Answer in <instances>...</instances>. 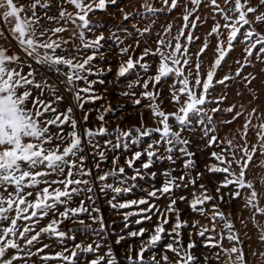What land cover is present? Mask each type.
<instances>
[{
  "label": "snow or ice",
  "instance_id": "6c2138e0",
  "mask_svg": "<svg viewBox=\"0 0 264 264\" xmlns=\"http://www.w3.org/2000/svg\"><path fill=\"white\" fill-rule=\"evenodd\" d=\"M157 2L162 7H155ZM202 3L203 0H185L184 23L177 35L169 40L158 39L155 50L144 47L134 58L135 48L132 44L125 45L126 36L118 34H127L126 27L121 25L105 37L103 32L96 34L90 18L98 10L103 12L109 5H117L118 0H0V24L11 25L7 36L0 28V37L9 44L14 41L17 49L9 54V47L0 46V264L18 261L28 264L37 256L44 264L49 261L122 264L112 246L106 247L100 242L108 236L115 237L116 245L129 237L139 239L138 247L130 244L126 249L124 264H201V257L194 251L199 247L194 237H201L202 246L210 253L212 249H219L203 256V264L213 259L219 261L221 253L228 258L226 264H247L246 254L239 246L242 241L233 231L234 224L216 201L227 204L242 198L244 207L253 209L254 215H264L259 193L253 182L246 179L254 156L257 152L264 155V122L258 126L257 143L251 145V149L245 138L256 109L245 118L241 135L244 144L234 146L232 140H220L214 135L217 129L211 125L227 93L213 97L212 92L217 85L227 88L228 82L236 77L246 82V87L255 79L251 74L241 76V73L249 66V58L254 53L257 60L264 62V34L253 27L264 24V12L260 11L264 0H259L256 6H252L251 0H224L227 11L217 0H209L213 19L219 14L224 23L216 21L207 33L215 35L217 43L214 60L206 74H202L201 57L209 42L205 40L196 53L190 52V46L200 39L194 31L197 22H204L196 15ZM233 4L234 7H230ZM67 5H72L74 11H69ZM178 7L179 0L151 3L144 0L143 12L125 13L123 8L120 11L124 21L138 17L151 19L154 24L157 14L165 8L171 13ZM54 8L57 14L49 15ZM249 14H253L254 19H250ZM68 24L73 26L72 30ZM132 27L141 36L151 31L150 26L140 29L133 24ZM171 27L170 24L166 27V35L170 34ZM222 29L227 32L226 40L221 38L225 35ZM69 31V38H64L62 34ZM109 40L115 44L120 58L114 73V80L125 84L120 94L130 98L133 106L147 109L151 125L141 112L138 124L129 127L116 124L110 130L111 121L106 116L116 111L111 104L85 109L86 104H96L106 98L97 85L113 82L106 79L113 72L112 66L102 63L108 60L111 50V45L106 50L102 42ZM237 42L244 44L243 63L236 61L240 67L235 76L218 77V70ZM139 46L140 41H135V47ZM193 55L195 62L191 59ZM149 57L158 59L153 62L147 59ZM165 84L173 111L164 107ZM136 88L141 91H134ZM104 91L107 92V88ZM65 100L68 104L61 110L60 105ZM144 101L146 103H142ZM211 104L216 106L209 108ZM77 110L82 113L80 117L76 115ZM234 110L235 105L223 109L228 113ZM92 111L97 113V123L89 126ZM241 115L243 112L238 111L232 120L224 123L230 124ZM196 138L205 141L204 148L227 145L210 153L209 159L214 162L206 163L204 172H194L198 157L192 149ZM229 149H232L230 158L225 155ZM237 151L241 153L240 159L236 158ZM121 156L124 157L122 163ZM165 162L167 167L153 170ZM234 163L239 168L238 173L233 170ZM104 165H108L107 169ZM205 172L224 174L217 182L215 195L205 184L197 185ZM158 176L162 181L157 187ZM189 186L193 188L191 199L175 195L177 190ZM222 189L229 191L222 192ZM134 190L145 195L120 199ZM241 190H247V195L242 196ZM109 192L112 196L107 200L108 205L123 218L119 234L113 228L116 222L106 223L96 204L99 195L106 196ZM161 199L168 201L163 207L155 203ZM178 201H186L191 212L209 219L212 227L200 225L198 220L189 225L181 217ZM50 215L48 223L38 227ZM153 217L156 221L151 229L140 227L124 234L131 224L141 225L152 221ZM217 220L224 222L226 234L216 232ZM66 221L82 226L79 231L90 233L92 242L76 243V232L61 228ZM189 227L194 231L188 232L185 242L183 230ZM211 233H216L220 239ZM44 238L54 239L61 250L54 255H41L51 247L43 243ZM224 239L232 246L224 248ZM260 239L264 241V230ZM165 240L168 242L164 243ZM67 241H73L71 247ZM259 255L264 257V253Z\"/></svg>",
  "mask_w": 264,
  "mask_h": 264
},
{
  "label": "rangeland",
  "instance_id": "374dc122",
  "mask_svg": "<svg viewBox=\"0 0 264 264\" xmlns=\"http://www.w3.org/2000/svg\"><path fill=\"white\" fill-rule=\"evenodd\" d=\"M23 2V0H22ZM55 2V0H53ZM149 2H153V0H149ZM180 7L173 10L171 13L165 10L162 13H158L157 17L155 18V23H152L151 19H140V18H130L129 21L123 20V14L120 11L121 8H123V11L125 13H135L137 10L140 12H143V8H141V5L144 3V0H118L117 5H109L107 7L106 11H97L95 15H90V18L92 19L93 25L96 27V34L98 35L100 32H103L105 37H108L112 31H115L118 29L119 26L123 25L126 27L129 31L127 34L125 33H118L122 37H125L124 44H132L135 48V52L132 53L133 57L135 58L138 56L144 47H149L153 50L157 47L156 41L160 38H163L165 40H169L171 37H174L177 35V33L181 30V27L184 23L182 19V13L184 11L183 5L185 3V0H179ZM217 2L220 4L221 7L225 8V11H227V7H225L224 0H217ZM243 2V0H242ZM252 6H256L259 4V0H251ZM209 0H203L202 5L200 6V10L196 13V15H199L201 17V20L204 21L203 23L197 22L198 27L194 31V35L200 37L199 40H196L191 46H190V52L196 53L199 48L201 47L202 43L207 40L209 42V47L201 57L202 60V74H206L209 66L214 60L215 57V47H216V37L208 36L207 33L210 31L211 27L216 21H219L221 24L224 23V21L221 19L219 14H215V20L213 19V11L212 8L208 6ZM155 7L160 8L162 7L161 3L157 2L155 3ZM191 7V5H189ZM230 7H234L233 5H230ZM67 8L69 11H74V8L72 5H67ZM260 11L264 12V7L260 8ZM57 11L54 8L49 15H56ZM229 15L231 13L229 12ZM250 19H254L253 14H249ZM135 24L140 29H143L145 26H150L151 31L149 33H145L143 36H141L139 33L136 32V30L132 27V25ZM171 25V32L170 34H165V29L168 25ZM11 27V25L5 26L3 24H0V28H3L5 31V35H8L7 28ZM67 27L72 30L73 26L71 24H68ZM248 26L246 25L245 28ZM253 27L260 33L264 34V24H254ZM222 31L225 32V35L221 37L222 39L226 40L227 32L226 30ZM243 31V29H242ZM64 38H69L70 31L65 32L62 34ZM135 41H140V46L135 47ZM78 42V41H77ZM105 43V49L107 50L109 48V45H111V50L109 51L108 60L106 62L112 66L113 72L109 73L106 76L107 80H112L113 82L110 84L105 85H97V89L99 90L100 94L104 95L106 98L104 100L97 101L96 104H86L85 109H94V108H100L102 105L106 106L108 104H111L116 111L114 113H110L106 116V119L111 121V123L108 125L109 129L115 127L116 124H121L123 127H129L132 125H136L139 123V116L140 113L143 112L146 122L151 125L152 121L150 118V113L147 109L144 108H138L132 105L131 99L123 97L120 93L125 88V84L123 82L117 83L114 80V73L117 67V64L119 62V57L116 55L118 49L116 48L115 44L112 43V41H106L102 42ZM172 43L174 44L175 41L173 40ZM181 43H184L183 40H181ZM0 46L3 47H9L10 53L17 51L15 48V42L13 41L11 44H9L7 41H5L2 37H0ZM71 47V46H69ZM244 44L237 42L235 44L234 50H232L229 55L225 58V62L222 63V69L218 70V77H223L225 74H229L232 76H235L236 69L240 67L236 63L237 60H240L241 63L244 61ZM124 59H127V57H124ZM150 61H156L158 57H149L147 58ZM193 62H195V55L191 57ZM250 64L249 66L245 67L241 73V76H248L251 74V76H255V79L252 80L251 84H248L247 87L245 86L246 82H242L240 77H236L234 80H231L228 82V87L225 88L223 85H217L215 90L212 92L213 97H219L222 93H227V98L223 101V103L220 105L221 111L219 113H216L214 116V121L212 127H215L217 129L216 135L220 140H232L233 145H242L244 144V140L241 139V135L243 134V125L245 124V118L248 117L249 113L252 112L253 109H256V115L251 117V125H249L248 135L245 138L248 141L249 148L251 149V145L257 143V136L256 133L259 130L258 126L264 122V62L257 60L254 56L249 58ZM156 67L155 63L152 65V69L154 70ZM169 83H171V80H169ZM159 87V86H158ZM107 88V92L104 91V89ZM134 91L139 92L141 91L140 88L134 89ZM169 91H168V85L165 84L163 87L162 97L164 98V107L167 111H173L172 105L169 103L168 100ZM146 103V101L142 102ZM68 104V101L65 100L64 103L60 105V109L63 110ZM235 105V110L232 113H228L223 111V109ZM243 105V108L241 107ZM216 105L211 104L208 105L209 108L215 107ZM242 111L243 115L238 117L236 120H234L232 123H224V121L232 120V117L235 115L236 112ZM77 117H80L82 113L77 110L76 112ZM97 113L95 111L90 112L89 116V126H93L97 123L95 120ZM257 116L260 118L258 119ZM68 130L67 128L65 129ZM104 138L102 137L101 140ZM204 140H200L198 138L195 139V144L193 145V151L197 154V168L194 170V172H204V165L206 163H212L214 161H211L209 159V155L213 150L219 151L221 148H226L227 145L225 144H219L213 145L212 148H204ZM232 149H229L227 152H225L226 156H229ZM241 153L237 151L236 158L240 159ZM124 157L121 156L120 160L121 163L123 162ZM105 169H107L108 165H104ZM167 167V162H165L164 165H158L157 168H154L153 170H161L163 168ZM250 169L251 171L246 172V179L253 182V184L256 187L257 192L259 193V204L261 207H264V155H261L259 152L254 156L253 162L250 163ZM233 170H235L237 173L239 172L238 166L234 163L233 164ZM224 174H209L207 172L204 173V175L200 178V180L197 181V185L199 184H205L215 195L214 189L217 186V182L223 178ZM162 181V177L158 176L156 180L157 187L160 185ZM141 184H145L144 181L140 182ZM232 186H230L231 188ZM193 191V188L189 186L187 189H179L176 191L175 195H185L188 196L189 199H191V193ZM222 192H228L229 189H222ZM242 196L247 195V190H241ZM145 195V193L140 192L138 190H134L133 193L129 194L127 197H121L120 199H132V198H138L140 196ZM112 196V193L109 192L108 195H99V198L96 201L97 206L100 208L101 213L103 214L105 218L106 223H112L115 221L116 223L113 224V228L115 229L116 233H120L122 228V216L117 215L115 213V210H113L107 203V200L110 199ZM83 198V197H80ZM78 198L76 200V203L79 202ZM225 199H228L226 196ZM155 203H158L161 207L166 205L168 201L166 199H161L159 201H155ZM216 203L219 205L220 209L224 212L225 216H228L229 219L234 224V229L238 235L240 240L242 241V244L239 245L243 248L245 254H246V260L247 264H264V257H261L259 254L264 253V241L260 239V236L262 235V230H264V215L255 214L254 210L250 208L244 207L245 201L242 198H237L235 200H231L229 203L225 204L220 202L219 200L216 201ZM177 207L181 210V217L184 220H187L189 222V225L193 221L198 220L200 222V225H208L209 228L212 227V224L210 223L209 219H207L204 216H200L198 214H194L191 212V210L188 207L187 202H179L177 203ZM206 207H209L206 205ZM121 211H127V210H121ZM229 213L231 214L229 216ZM51 215L49 217H46L44 220L40 222V225L38 227H42L46 225L51 219ZM132 220H135V217L131 218ZM156 221V217H153L152 221H146L145 223L141 225L131 224L129 229L125 230V233L127 231H136L140 227L149 228L151 229ZM86 223H91L90 221L86 220ZM223 221L217 220L216 222V232L224 231L226 234V230L223 228ZM82 226L79 224H73L71 222L66 221L63 225H61V228L63 230H67L69 228L73 229L76 232V243H79L81 241L85 243H91L93 237L91 234H84L83 232L79 231V229ZM93 227H98V225H93ZM194 231V229H191L189 227L188 229L183 230V237L184 241L187 242L188 240V232ZM147 235V234H146ZM211 235L216 236V239L219 240L220 237L216 235V233H211ZM199 247H197L194 251L197 256L201 257V264H203V256L205 255H211L212 253H215L219 251V249H212V253L209 252L207 248H204L201 244V237H194ZM97 240H100L99 237H96ZM114 236H108L106 240H100L101 243L107 245H111L113 252L120 258L122 264H124V255L125 251L128 248V246L131 244L134 248L138 247L139 245V239L135 238H127L125 241H123L120 245L114 244ZM168 241L165 240L164 243H167ZM44 244H51V247L45 249L44 253H41V255H54L56 252L61 250V245H59L54 239L50 240L48 238L43 239ZM67 244L69 247L72 246L73 241H67ZM41 245H38V247ZM232 245L227 241V239L223 240V247L229 248ZM105 247V251H106ZM159 251V249H158ZM257 253V255H253V253ZM103 254V253H101ZM147 255V254H146ZM171 255V254H169ZM91 258V257H89ZM227 256H225L223 253H221V257L219 261H216L215 259L210 260L209 264H226ZM35 261V264H44V261L40 260L39 257H32L31 260L28 261V264H32V262ZM16 264H23V261H18ZM48 264H58L57 261H49Z\"/></svg>",
  "mask_w": 264,
  "mask_h": 264
}]
</instances>
